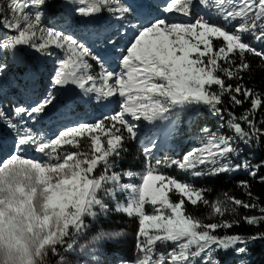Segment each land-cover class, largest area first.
Segmentation results:
<instances>
[{
    "label": "snow or ice",
    "instance_id": "obj_1",
    "mask_svg": "<svg viewBox=\"0 0 264 264\" xmlns=\"http://www.w3.org/2000/svg\"><path fill=\"white\" fill-rule=\"evenodd\" d=\"M54 2L9 0L16 15L0 20V79L12 69L4 54L11 52L19 67L28 56L19 49L45 56L52 55L51 48L59 49L64 55L56 61L52 89L74 86L81 103L116 102L119 110L95 122L67 124L49 136L28 121L38 122L57 96L49 93L28 104L17 103L10 112L0 104V125L12 134L11 145L0 141V264H51V258L56 264H70L67 256L77 250L78 237L89 228L87 221L112 210L138 221V257L120 264H229L232 256H246L253 242L264 240V232H230L241 221L264 224V206L254 202L248 181L238 186L249 200L224 193L223 198L209 201L205 189L168 175L164 168L175 166L194 177L243 168L264 183V175H259L264 163L233 164L231 159L239 151L237 139L247 144L264 137L260 126L264 119L258 124L254 118L264 107V94L242 83H228L242 80L241 73L249 70L247 54L264 59V50L251 43H264V0H164L156 5L164 15L142 11L132 0H61V5H76L75 14L84 19L95 21L107 12L120 23L114 35L103 37L105 48L96 47L99 35L90 41L43 24L46 7ZM198 6L209 9L208 15L193 18ZM129 17L137 23L124 24ZM129 31L130 39L116 48L118 38ZM108 48L115 50L118 71L110 70L113 53ZM93 63L98 73L93 74ZM225 96L231 105L250 101V108L240 116L227 110L226 126L234 135L204 129L198 147L163 165L153 156L157 139L146 137L143 173L114 170L125 145L139 139L142 123L166 134L175 123L173 117L196 106L207 107L223 121ZM31 152L40 158L30 156ZM122 176H139L140 182L124 183ZM124 193L122 203L118 197ZM173 195L179 199L173 200ZM187 204L194 208L203 204L210 211L207 217L197 216L187 211ZM240 208H258L259 214L238 217ZM121 235L101 231L96 239L118 241ZM168 245L172 247L166 252L158 251ZM238 264L248 262L239 259Z\"/></svg>",
    "mask_w": 264,
    "mask_h": 264
},
{
    "label": "rangeland",
    "instance_id": "obj_2",
    "mask_svg": "<svg viewBox=\"0 0 264 264\" xmlns=\"http://www.w3.org/2000/svg\"><path fill=\"white\" fill-rule=\"evenodd\" d=\"M147 1V2H144ZM148 1L153 5H158L159 2H156L154 0H141L140 2L146 3V6H148ZM59 2L60 4L57 5L56 12H52L46 7V15L43 18V24L46 26H59L58 29H72L76 28L75 34L81 38H87L90 41L92 39H95L97 35H99L101 38L96 39V47L97 48H105L106 46L103 43V37L108 36L109 34L114 35L115 30L120 27V23L117 22L115 19L109 22L107 20L109 13L105 12L99 19L93 21V20H82L81 17L77 16L74 12V4H67V5H61V0H55L54 3H50L51 5H56V3ZM132 2H136V0H132ZM2 4V16L3 19L5 17H8L11 19L13 16L16 15V13L13 11V7L9 5V0H1ZM148 11H151L154 15L158 14L161 15V12H158L155 10V8L150 7ZM207 15L206 10L204 11L201 7H197L193 12V18H195L196 15ZM174 17H177L174 15ZM170 19V18H169ZM106 21V23H104ZM129 21H131V24L134 25L137 23L135 19L132 17H129L128 21H124L123 23L128 25ZM216 23H221L219 19L215 20ZM87 30H84L86 29ZM129 35L125 37L118 38L116 48H120L125 44L128 39L132 36V32H128ZM129 36V37H128ZM246 39L250 40V37H245ZM251 43L255 45L260 50H264V43H258L254 40H251ZM109 52H112L113 55L115 50L112 48H108ZM21 53L32 51L31 49H19ZM34 52V51H32ZM50 52L52 55L45 56L40 53H36V68H32L26 61V64L24 66H17L14 62L13 54L11 52H8L4 54L6 58L8 59V62L12 65V69L8 72V74L3 78L0 79V104H3L4 108L7 111H11L12 107L17 103H31L35 100L42 99L45 95L51 93L52 95L57 96L56 103L53 105V107L49 108L45 115L38 118V122L33 123V121L29 120L28 124L29 126L34 127L37 129L40 133L47 134L49 136L53 135L54 131L57 133L58 129L56 128L57 120L58 118L54 119L53 121L48 123V120L51 118L53 119L58 116L59 111H62V108H64L65 105H72L75 110L72 113V116L70 117L72 120H77L78 118H84V122H95L98 119H102L104 116L111 115L115 112V110L105 111L104 110V104H97L95 102L92 103H81L80 102V96H79V90L76 89L74 86H72V90L68 88L67 91L71 92L73 95L70 100L63 101V92L61 89H52L50 80L52 73L54 71L56 61L58 58L63 57V52L59 49L51 48ZM110 70H112L113 65L115 64V70H119L118 68V61L116 60V57H114L113 60H110ZM90 63H92L90 61ZM117 65V66H116ZM23 69V70H22ZM99 67L96 66L93 63V74L99 72ZM35 77L34 81H31L28 79V77ZM37 79V80H36ZM34 87H33V86ZM32 86V87H30ZM27 96H30L32 98V101H26ZM108 106H114L113 103L109 104ZM204 106H196L191 109L184 110L182 112H179V115L176 117H173V120L175 121L173 131H172V138L169 143H167V147L160 145L157 147V150L153 151V156L155 159H159L162 162V165L165 161H170L173 159H178L183 156L184 153L191 150L193 147H198L201 143V141L204 139L205 133L203 132L204 129H208L212 132H221L226 135H234V133L227 128L226 126V118L224 117V120L222 121L220 117L215 116L211 113V111L204 107L202 111L201 109ZM73 108V109H74ZM119 110V109H117ZM116 110V111H117ZM69 118V117H68ZM63 121L64 118H61ZM196 120V124L192 127H190L191 123ZM222 123H225V127L221 128L220 125ZM147 122H144L141 124V132L139 139L132 141L139 149H140V155L135 159V163L131 165V167L126 171H120L118 170L120 166V161H125V155L127 154V149L125 152L121 154V156L115 160V171L125 173L128 171H132L134 173H143L145 170V155L143 152V148L145 146V138L147 137L148 129H147ZM152 131H155L159 133V131L151 127ZM191 132V134H188V132ZM160 134V133H159ZM157 139V138H156ZM159 139V138H158ZM0 141H3L7 145H11L12 143V134L9 132L6 128H4L3 125H0ZM237 146L239 148L238 153L241 151L239 140L236 141ZM184 151V152H183ZM238 153L233 154L231 157L233 164H239L243 163L244 161H247L246 156L242 155L238 159H235V157L238 155ZM38 153L31 152L30 156L35 157ZM40 156V154H39ZM103 169H98L97 174L99 171H102ZM164 171L177 179H179L177 176L182 177V181H188L192 183L191 181L194 179H202L208 176H200V177H194L191 175L190 172L185 173L179 170L177 167L173 166L171 168H164ZM237 173H248L247 170L241 168L237 171L222 173L226 175H234ZM122 181L124 183H139L140 179L139 176H134L132 178H129L127 176H122ZM193 184V183H192ZM127 193H124L118 197L120 202H126ZM114 203H110V207L114 208ZM148 211H151V206H148ZM123 214V213H121ZM125 215V214H124ZM127 216V215H126ZM131 219V221L127 224H125L123 227H112L106 230H100L97 235L90 236L86 231L78 237V245L77 250L74 253H71L67 256L68 260L70 261V264H96L97 261L100 262V264H120L121 260H126L129 262H134L138 257V251L136 249V233L138 230V221L134 217H128ZM101 231H119L122 233L121 237L118 241H111V240H97L96 237L99 235ZM104 242H108L112 244L115 249L111 253H104L102 250V244ZM256 242V241H255ZM253 242L252 245L255 244ZM83 245V250H80L79 246ZM172 247V245L168 246H159L158 251H167L168 248ZM249 247V248H250ZM93 249H96L95 252H93ZM118 251V252H116ZM126 254H129L130 256H127ZM95 257V259H93ZM239 259H245L248 263L252 260L250 249L246 256L244 257H235L232 256L229 258V260H232V263L229 264H238ZM51 264H56L55 258H51Z\"/></svg>",
    "mask_w": 264,
    "mask_h": 264
},
{
    "label": "trees",
    "instance_id": "obj_3",
    "mask_svg": "<svg viewBox=\"0 0 264 264\" xmlns=\"http://www.w3.org/2000/svg\"><path fill=\"white\" fill-rule=\"evenodd\" d=\"M60 3L57 2L56 5L48 4L47 7L50 11L56 12L57 5ZM0 20H3L2 16V4L0 0ZM255 46V45H253ZM260 50V49H259ZM27 63L34 69L36 68V52L28 51ZM236 62L239 63L238 57H235ZM246 60L250 65L249 70H246L241 73L243 79L242 80H231L228 83H232L235 85L236 83H242L247 88L253 89L257 93L264 94V59L261 57L254 56L252 54L246 55ZM243 98V97H241ZM224 105L223 107L226 109L224 113V117L226 120L228 119L227 110L234 112L237 116L242 115L245 110L250 108V101H245L242 105L236 106L231 105L229 103L228 97H224ZM204 107L199 109L202 111ZM256 121L259 122L264 119V107L259 109L255 117ZM196 124V120L191 123L190 127ZM247 127L246 125H243ZM264 127V125H260ZM192 131L188 132L191 134ZM241 151L235 157L238 159L240 156L244 155L247 158V161L251 165H257L264 163V137L261 138L260 142L253 141L251 143L245 144L242 141H239ZM127 149V154L125 155V161H120V166L118 170L126 171L128 170L133 163H135V159L139 157L140 149L132 142L129 141L125 145ZM184 152V151H183ZM259 175H264V167H261L259 170ZM179 179L182 177L177 176ZM248 181L251 185L250 191L253 194L254 202H256L260 206H264V183L259 181V176L256 178L251 177L248 173H237L234 175H226L219 174L216 176H209L202 179H194L191 182L199 187L206 190L205 196L209 201H215L217 198H223L224 193H228L231 196L236 198H240L242 200H249L250 198L246 195L245 190L239 187L240 181ZM173 200H178L179 197L176 195L172 196ZM114 209V208H113ZM186 209L188 212H191L197 216L207 217L210 209L203 204L198 205L197 207H193L190 204L186 205ZM259 214V209L248 210L240 208L238 209V217H243L245 215H257ZM225 218H231V216H226ZM131 219L127 218L126 215L117 213L114 210L110 211L107 215L100 214L97 219L92 220L89 219L87 222L89 223V228L86 232L90 236H95L100 230H106L112 227H123L125 224L129 223ZM206 222H212L207 220ZM225 230H219L220 234H223ZM231 233H239L243 235H252L257 232H264V224L259 226H250L241 221L239 226H235L230 230ZM102 250L104 253H111L114 251L115 247L108 243L104 242L102 244ZM250 253L252 260L248 264H264V240H256L255 244L250 248ZM118 252V251H116ZM130 256L129 254H126ZM229 263H232V260H229Z\"/></svg>",
    "mask_w": 264,
    "mask_h": 264
},
{
    "label": "bare ground",
    "instance_id": "obj_4",
    "mask_svg": "<svg viewBox=\"0 0 264 264\" xmlns=\"http://www.w3.org/2000/svg\"><path fill=\"white\" fill-rule=\"evenodd\" d=\"M141 0H136V2H137V4H140L141 2H140ZM154 1H156V2H159V4L158 5H162L163 4V2H164V0H154ZM144 2H147V1H144ZM133 3H135V2H133ZM148 6H146V5H142V11H148L149 9H150V7H154L155 8V10H157V8H156V6L155 5H153V4H151L149 1H148ZM75 7H76V5H75ZM204 11L206 10V14L208 15V13H209V9H205V8H202ZM29 11H31V10H29ZM161 15H164L162 12H161ZM177 17H174L173 15H169V18L170 19H175V20H177V21H183V20H187V18L186 17H183V16H180V15H176ZM82 18V17H81ZM82 20H84V18H82ZM107 20H109V22L111 23V21L113 20V18L110 16V14H109V16H108V18H107ZM104 23H106V21H104ZM22 27H23V25H22ZM56 27H59V26H56ZM68 31H71V32H73V33H75V31L77 30L76 28H72V29H67ZM84 30H87V27H86V29H84ZM129 35V34H128ZM129 37V36H128ZM85 39H87L86 37H85ZM118 41V40H117ZM109 51V50H108ZM114 57H115V55H112V56H110L109 57V61L110 60H113L114 59ZM13 59V58H12ZM116 64V63H115ZM115 64L113 65V69L115 68L114 66H115ZM117 66V65H116ZM28 79L29 80H31V81H34L35 80V77H28ZM37 80V79H36ZM33 86V85H32ZM32 86H30V87H32ZM34 87V86H33ZM56 103V102H55ZM109 104H111V103H109ZM113 105L114 106H108V104H104V110L105 111H110V112H112L113 110H117L118 109V104L116 103V102H113ZM53 107V106H52ZM51 107V108H52ZM74 107L72 106V105H65L64 106V108H62V111H59L58 113H56V114H58V116L56 115V117H54L53 119L51 118L50 120H48V123H50L51 124V122H49V121H53L55 118L57 119L58 118V122H57V124H56V128L59 130L60 128H62L63 126H65V125H67V124H70V123H74V122H76V121H84V118L82 119V118H78L77 120H72L70 117L72 116V113H73V111L75 110V108L73 109ZM112 110V111H111ZM118 111V110H117ZM69 117V118H68ZM61 118H64L63 119V121H61L62 119ZM32 124H33V122H32ZM152 126L151 125H147V129L149 130L148 131V135H147V137H155V138H157V145L158 146H160V145H163V146H165V147H167V143H169L170 142V140H171V138H172V131H173V127L170 129V131H168L166 134L165 133H161V132H159V133H157V132H155V131H152V129H150ZM56 132L54 131V133L53 134H55ZM159 138V139H158ZM155 150H157V149H155ZM154 150V151H155ZM30 155V154H29ZM36 158H40V156H39V154H36V155H34Z\"/></svg>",
    "mask_w": 264,
    "mask_h": 264
},
{
    "label": "water",
    "instance_id": "obj_5",
    "mask_svg": "<svg viewBox=\"0 0 264 264\" xmlns=\"http://www.w3.org/2000/svg\"><path fill=\"white\" fill-rule=\"evenodd\" d=\"M99 19V18H98ZM68 88H70L71 90H72V86H69ZM68 88L67 89H61L62 90V92H63V99H65V100H70L71 98H72V94H71V92H69V91H67L68 90Z\"/></svg>",
    "mask_w": 264,
    "mask_h": 264
}]
</instances>
